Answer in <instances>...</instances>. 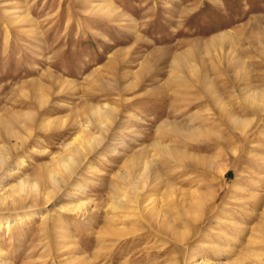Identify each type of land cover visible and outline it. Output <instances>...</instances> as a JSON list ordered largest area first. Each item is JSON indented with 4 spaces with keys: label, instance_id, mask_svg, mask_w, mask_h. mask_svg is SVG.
<instances>
[{
    "label": "rangeland",
    "instance_id": "obj_1",
    "mask_svg": "<svg viewBox=\"0 0 264 264\" xmlns=\"http://www.w3.org/2000/svg\"><path fill=\"white\" fill-rule=\"evenodd\" d=\"M0 152V264H264V0H0Z\"/></svg>",
    "mask_w": 264,
    "mask_h": 264
},
{
    "label": "bare ground",
    "instance_id": "obj_2",
    "mask_svg": "<svg viewBox=\"0 0 264 264\" xmlns=\"http://www.w3.org/2000/svg\"><path fill=\"white\" fill-rule=\"evenodd\" d=\"M4 156H5V154L3 153V152H0V163L1 162H3V158H4ZM151 162H154V159L152 160V161H144V162H133V164H132V166H131V168H130V173H129V175H130V179L129 178H127V183L133 188V191H134V194H135V199H134V204L136 203L137 204V206H138V202H139V199H140V197H138V192H139V188H140V186L142 185V183H144L145 182V176H146V174L148 173V171L151 169L150 168V163ZM15 173V172H14ZM123 175V174H122ZM124 176V175H123ZM123 176H121V178H124ZM150 177V176H149ZM121 178H120V180H121ZM123 183V182H122ZM126 192V191H125ZM144 192V191H143ZM131 194H133L132 192H131ZM133 194V195H134ZM139 194H141L140 192H139ZM146 196V195H145ZM124 197H127V195H124ZM146 198V197H145ZM115 200V199H114ZM144 200V199H143ZM142 200V201H143ZM148 200H149V198H148ZM123 201V199L121 198V200L120 201H118V202H116V203H114V208L116 209L117 208V206L118 205H120L121 204V202ZM147 201V199L145 200V202ZM127 205V204H126ZM146 205H149L148 203L146 204ZM145 205V206H146ZM145 206H143L144 208H145ZM113 208V209H114ZM152 208H156V207H152ZM147 209V208H146ZM135 211V210H134ZM148 211V210H147ZM138 212H139V210H138ZM144 213H145V211H144ZM159 230V229H158ZM199 264H202V263H199ZM204 264V263H203Z\"/></svg>",
    "mask_w": 264,
    "mask_h": 264
}]
</instances>
